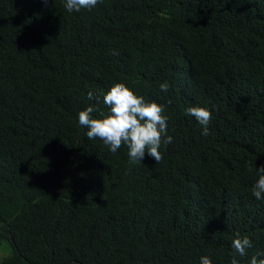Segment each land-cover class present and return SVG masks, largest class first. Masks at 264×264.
<instances>
[{"label": "trees", "instance_id": "1", "mask_svg": "<svg viewBox=\"0 0 264 264\" xmlns=\"http://www.w3.org/2000/svg\"><path fill=\"white\" fill-rule=\"evenodd\" d=\"M64 3L0 0V264H248L264 252L252 195L264 0ZM115 83L164 106L172 142L162 135L158 162L112 153L79 125L89 105L107 113ZM188 107L211 111L208 136ZM237 233L252 241L244 257Z\"/></svg>", "mask_w": 264, "mask_h": 264}, {"label": "clouds", "instance_id": "2", "mask_svg": "<svg viewBox=\"0 0 264 264\" xmlns=\"http://www.w3.org/2000/svg\"><path fill=\"white\" fill-rule=\"evenodd\" d=\"M98 2L99 0H65L64 7L68 12H80L82 9L91 10ZM160 90L168 92L167 82L160 84ZM87 99L89 101L94 99L92 91L88 92ZM103 104L107 106L108 111L101 112L97 118L92 116L95 109L91 105L78 113V123L87 129V138L101 139L112 153H116L123 144L127 147V155L132 161H142L147 153L158 162L161 159L159 149L162 135L166 137V143L172 142V137L167 135L168 117L163 115L164 106L155 101H146L124 83L113 84L103 94ZM185 114L195 118L201 126V135L210 134L209 109L188 107ZM256 173L257 179L252 185V195L259 201L264 200V166L256 167ZM252 246L250 238L239 233L231 243L234 253L240 257H244L246 250ZM199 264H213V261L210 256L204 255L200 257ZM231 264H240L235 255ZM248 264H264V252L253 255Z\"/></svg>", "mask_w": 264, "mask_h": 264}, {"label": "rangeland", "instance_id": "3", "mask_svg": "<svg viewBox=\"0 0 264 264\" xmlns=\"http://www.w3.org/2000/svg\"><path fill=\"white\" fill-rule=\"evenodd\" d=\"M11 253V247L8 243H4V245H0V261L7 257Z\"/></svg>", "mask_w": 264, "mask_h": 264}]
</instances>
